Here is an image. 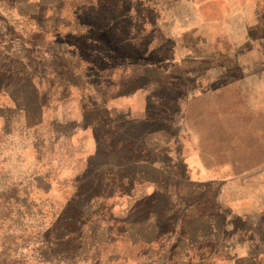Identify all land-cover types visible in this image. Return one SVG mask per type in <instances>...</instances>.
<instances>
[{
  "label": "rangeland",
  "instance_id": "1",
  "mask_svg": "<svg viewBox=\"0 0 264 264\" xmlns=\"http://www.w3.org/2000/svg\"><path fill=\"white\" fill-rule=\"evenodd\" d=\"M157 1L163 0H0V264H141L146 242L169 230L162 209L133 194L130 178L150 172L125 166L131 142L145 147L144 132L161 122L123 119L121 145L118 130L89 104L117 84L123 93L145 86L146 65L159 57L148 48L169 54L162 34L145 28ZM225 10L232 9L211 0L197 13L210 20ZM233 10L252 25L246 47V27L239 19L232 24L240 37L236 62L261 63L264 0H234ZM166 76L163 68L151 71L170 98ZM164 106L175 116L172 103ZM72 118L80 138L85 125L101 128L94 155L83 138L61 136ZM119 161L123 167L110 166ZM171 171L180 175L183 168Z\"/></svg>",
  "mask_w": 264,
  "mask_h": 264
},
{
  "label": "crops",
  "instance_id": "2",
  "mask_svg": "<svg viewBox=\"0 0 264 264\" xmlns=\"http://www.w3.org/2000/svg\"><path fill=\"white\" fill-rule=\"evenodd\" d=\"M209 1L155 2V17L145 28L162 34L169 54L162 47L148 48L163 60L146 65L145 86L135 83L123 93L117 84L109 97L89 101L90 110L97 107L115 134L118 130L121 145L123 119L130 125H162L144 132L145 147L131 142L133 154L125 165L150 172L130 178L137 191L133 194L153 210L161 208L170 224L146 242L141 264H264V54L258 64L236 62L240 37L232 24L239 19L246 27V47L252 25L244 13L235 14L234 0H213L232 10L203 19L198 8ZM161 68L167 73L164 87L170 98L151 81V71ZM167 102L176 107L175 116L164 111ZM154 105L160 110H153ZM70 126L61 136L76 142L83 138L88 154L94 155L101 128L85 125L80 138L73 118ZM179 167L183 173L172 175Z\"/></svg>",
  "mask_w": 264,
  "mask_h": 264
},
{
  "label": "trees",
  "instance_id": "3",
  "mask_svg": "<svg viewBox=\"0 0 264 264\" xmlns=\"http://www.w3.org/2000/svg\"><path fill=\"white\" fill-rule=\"evenodd\" d=\"M149 54H152V53H149ZM157 56H159L158 58H157V60L155 61V62H161L163 59H162V54H159L158 53V55ZM16 101V100H15Z\"/></svg>",
  "mask_w": 264,
  "mask_h": 264
}]
</instances>
